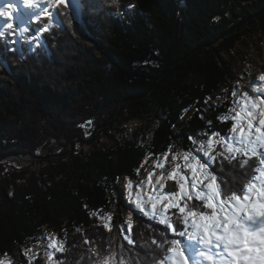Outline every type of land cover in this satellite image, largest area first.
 Returning a JSON list of instances; mask_svg holds the SVG:
<instances>
[{
    "label": "trees",
    "instance_id": "obj_1",
    "mask_svg": "<svg viewBox=\"0 0 264 264\" xmlns=\"http://www.w3.org/2000/svg\"><path fill=\"white\" fill-rule=\"evenodd\" d=\"M179 1L81 0L82 23L61 5L50 31L43 17L18 41L11 37L17 26L0 38V157L35 156L39 167L0 164V257L26 264L20 246L38 243L44 227L65 240L56 256L63 264H94L88 249L104 254L110 237L127 248L126 206L111 195L117 178L137 180L149 158L169 147L196 148L189 135L229 133L233 122L220 116L230 114L237 87L219 60L245 36L264 39V0H185L183 10ZM40 29V41H30ZM220 93L222 105L207 111V98ZM42 150L50 155L40 157ZM251 174L237 168L230 186ZM96 211L112 215L111 233ZM132 220L136 248L150 261L143 254L151 250L140 246L163 226L149 227L138 214ZM43 258L28 262L46 264Z\"/></svg>",
    "mask_w": 264,
    "mask_h": 264
},
{
    "label": "snow or ice",
    "instance_id": "obj_2",
    "mask_svg": "<svg viewBox=\"0 0 264 264\" xmlns=\"http://www.w3.org/2000/svg\"><path fill=\"white\" fill-rule=\"evenodd\" d=\"M22 4L32 10L37 21L41 16L48 18L50 23L43 27L44 32L60 24L62 13L55 9L62 5L64 9L71 6L75 11L77 7L75 0H22ZM18 11L12 3L0 8V18H7L0 38L14 29L12 21ZM27 31V28L22 30ZM35 39L40 41V37ZM258 79L264 81V75ZM259 89L258 95H255L258 90L255 85L254 95H249L248 91L240 95L232 92L236 99L229 109L230 114L220 116L221 120L233 121L229 133L222 135L214 131L203 141L189 135L198 147L175 153L169 147L160 154L162 161L157 159L144 180L126 181L127 199L132 205L130 212L137 213L138 219H145L149 227L164 226L156 229L158 237L140 246L151 250L143 254L144 257L151 255V260H144L136 248L137 242L131 236L133 220L129 215L120 225L122 240L128 247L110 237L104 254L91 247L88 249L96 256L94 264H264V86ZM253 159L255 165H249ZM165 165H168L167 172L163 171ZM245 166L251 167L253 174L241 187H231L229 175ZM155 169L161 170L159 175ZM153 176H156L155 182ZM167 181H174V190H164ZM100 220L103 228L111 233L112 215L102 216ZM83 243L92 242L85 238ZM156 249H164L161 256L154 254ZM134 250L136 255H131ZM64 251V239L54 234L48 236L44 253L46 264H63L55 257L56 253ZM21 255L26 257L27 264L38 253L28 248L22 250ZM0 264H13V260L5 253L0 257Z\"/></svg>",
    "mask_w": 264,
    "mask_h": 264
},
{
    "label": "rangeland",
    "instance_id": "obj_3",
    "mask_svg": "<svg viewBox=\"0 0 264 264\" xmlns=\"http://www.w3.org/2000/svg\"><path fill=\"white\" fill-rule=\"evenodd\" d=\"M75 2L77 5V7L75 8L76 20L79 23H82L83 21L81 18H82L83 7L81 4V0H75ZM179 7L181 10H183L185 7H187L186 1L180 0L179 1ZM18 9H19V11L14 14L13 21H12L14 23V27L17 26L18 33L16 36H14L13 34L11 36L13 39H16V40H17V37L23 38L26 35H28L30 28L31 27L33 28V24L39 23L44 17V16H41L40 20L37 21L32 10L24 8L23 5H20V7ZM28 17H30V19H28ZM6 22H7V18H0V31H4ZM49 23H50V21H49ZM25 28H27L28 31L22 32V30ZM36 33L37 34L35 36L30 37V41L35 39V37L41 38L43 31L40 29ZM219 61L221 62L222 66H224L225 68H227L230 71L231 79L233 81L232 83L234 85H236V87H237V89L235 90L237 92V95L242 94L243 91H248L249 95H254V93L252 92V88L254 87V85L258 86V90L255 93V95L259 94V91H260L259 86H264V81H260L258 79L260 76L264 75V39L261 37V34L245 36L244 41L239 42L236 45V47L230 53H223L221 55V59ZM221 93H223V90ZM221 93H220L219 97L217 95H213V96H209L207 98V100H206V105H207L206 110L207 111L214 109V107L216 105H222L223 98H221L220 96H222L223 94H221ZM235 99H236V97H234V100ZM203 118H204V116H203ZM228 120H231V119H228ZM225 121H227V120H222V122H225ZM86 128L88 129L89 135H90L91 131L94 129L93 125L89 124V125H87ZM208 136H210V135H207L205 133V135L200 136V139H195V140L203 141V140H206L208 138ZM196 147H198V145H196ZM171 151H172V153H175L179 150L174 149V147H173L171 149ZM181 151H184V150H181ZM17 155H21L20 157H22V158L20 159L19 157H16V156L11 157V158H8L6 160H2L0 162V164H2L3 162H8L9 163L8 169L13 168V167H15V168H26V170L39 168L37 165H35V162H34L37 157L31 159V156L22 155V154H17ZM38 155L40 157L45 158L46 156H48L50 154H49V151L42 150L38 153ZM201 155H203V154L201 153ZM157 159H160L162 161L163 158L161 156H158V157L153 156V157L149 158V160L145 163V165L138 171L137 180H135V181L133 180V181L139 182L141 180H144L147 177L148 172L153 170L154 163L157 161ZM168 159L169 160L172 159L171 155H169ZM204 159H207V157H204ZM167 170H168V165H165V168L163 169V171L167 172ZM155 171H156V174L159 175L161 170L155 169ZM155 179H156V176H153V182H155ZM127 180H128V178H126V177L119 179L117 181L118 182L117 183V189L115 191L111 192V195L113 196V201H115V198L117 197L118 199H121L125 203V206H126L125 211L127 210L126 213L123 214V218L125 219V222L127 221V218L129 215H131L132 219H133V217H135V215L137 214L135 212H130V208L132 207V205L128 202L127 190L125 187ZM235 181H236L235 185H237V180H235ZM172 182H174V181H167L166 182V186L164 189L166 192L171 190L170 189V183H172ZM122 188L124 189L123 191L121 190ZM170 212H171V210H170ZM106 215H108V213H105V211H96L93 214V217H95L98 220V222L103 223V221L100 220V217L106 216ZM174 218L175 217H173V219ZM42 233H43V235L40 237V239H39L40 241L38 243H30L31 242L30 241L28 246L21 245L20 246L21 252L24 249L32 248L34 252L38 253V255L35 258L39 257L40 254L44 255V253L46 251L47 237L50 235H53V234L57 237H59V235L50 231V230H46L45 227L43 228ZM57 255H58V253H56V256ZM44 258H45V255H44ZM33 261H34V259L31 260L30 263H32ZM30 263L27 262V264H30Z\"/></svg>",
    "mask_w": 264,
    "mask_h": 264
},
{
    "label": "bare ground",
    "instance_id": "obj_4",
    "mask_svg": "<svg viewBox=\"0 0 264 264\" xmlns=\"http://www.w3.org/2000/svg\"><path fill=\"white\" fill-rule=\"evenodd\" d=\"M1 2H0V8H3L4 7V5L6 4V3H14V1H12V0H0ZM19 2H20V4L21 5H23L22 4V0H18ZM32 25V24H31ZM64 116V115H63ZM67 118H68V116H67ZM52 130V129H51ZM69 137V136H68ZM7 180V179H6Z\"/></svg>",
    "mask_w": 264,
    "mask_h": 264
},
{
    "label": "water",
    "instance_id": "obj_5",
    "mask_svg": "<svg viewBox=\"0 0 264 264\" xmlns=\"http://www.w3.org/2000/svg\"><path fill=\"white\" fill-rule=\"evenodd\" d=\"M71 150H72V148H71ZM15 156H16V157H19L20 159L22 158V157H20L21 155H17V154H16V155H6V156H1V157H0V162H1L2 160H6V159H8V158L15 157ZM32 158H35V156H31V159H32Z\"/></svg>",
    "mask_w": 264,
    "mask_h": 264
}]
</instances>
